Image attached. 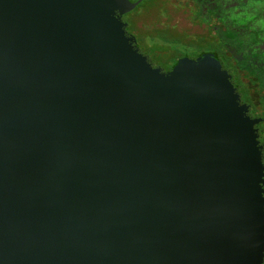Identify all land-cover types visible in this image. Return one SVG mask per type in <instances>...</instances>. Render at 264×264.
Here are the masks:
<instances>
[{"label":"water","instance_id":"1","mask_svg":"<svg viewBox=\"0 0 264 264\" xmlns=\"http://www.w3.org/2000/svg\"><path fill=\"white\" fill-rule=\"evenodd\" d=\"M143 0H0V264H263L257 124L212 53L154 67Z\"/></svg>","mask_w":264,"mask_h":264},{"label":"flooded vegetation","instance_id":"2","mask_svg":"<svg viewBox=\"0 0 264 264\" xmlns=\"http://www.w3.org/2000/svg\"><path fill=\"white\" fill-rule=\"evenodd\" d=\"M162 3L165 18L160 23L188 31L207 42L209 49L205 53L215 55L231 74L242 101L249 106V115L262 119L256 127L264 164V0H163ZM124 20L130 33L132 23L137 22L139 29L147 21L143 16L132 19L129 13ZM137 44L154 67L171 70L165 63L158 64Z\"/></svg>","mask_w":264,"mask_h":264},{"label":"trees","instance_id":"3","mask_svg":"<svg viewBox=\"0 0 264 264\" xmlns=\"http://www.w3.org/2000/svg\"><path fill=\"white\" fill-rule=\"evenodd\" d=\"M153 1L154 0H143L140 5H138L132 12L129 13V16L132 19L137 20V17L142 15L147 16L151 11H162L160 9L156 10V4ZM148 2L149 7L146 8V11L144 10L146 13L144 12L145 14H140L138 12L139 8L145 7ZM161 15H163V12L161 13ZM131 30L133 31V33H135V36L138 40L137 42L145 48V51L153 56L158 64H167L169 66V69H172V67L179 61V59L185 56H200L202 55L201 53H205L209 49L208 46H202V43H199L197 45L196 43L186 44V42L184 44L187 47L193 46L197 47L198 49L189 51L185 49V47L183 48L184 45H182V42L184 31L178 30L173 27L164 26V24L160 23V20H157L156 23L155 20L149 23L144 22L139 29L137 28V22L132 23Z\"/></svg>","mask_w":264,"mask_h":264},{"label":"rangeland","instance_id":"4","mask_svg":"<svg viewBox=\"0 0 264 264\" xmlns=\"http://www.w3.org/2000/svg\"><path fill=\"white\" fill-rule=\"evenodd\" d=\"M155 4H156V10H158V9H160L161 10V5L160 4H163L162 2H163V0H154L153 1ZM150 4H151V2H150ZM149 7V2L147 3V5L145 6V7H143V8H139V10H138V12L140 13V14H143L147 9L146 8H148ZM145 10V11H144ZM137 12V11H136ZM146 13V12H145ZM144 13V14H145ZM161 13H162V11H151V12H149L148 13V15H149V17H148V15H147V18H146V15H142L143 16V18H144V20H147L146 22H152V21H157V20H161L162 18H165V15L163 14V15H161ZM146 18V19H145ZM178 30H182V29H178ZM204 41V40H203ZM186 42V44L187 43H196L197 45L199 44V43H202V46H207V45H205V43H207V42H205L204 41V44H203V42L201 41V40H198V38L197 37H195L194 35H192L191 33H189L188 31H185L184 32V35H183V42H182V45H184L183 46V48L185 47V49H187V50H189V51H193V50H197L198 48L197 47H187L184 43Z\"/></svg>","mask_w":264,"mask_h":264}]
</instances>
